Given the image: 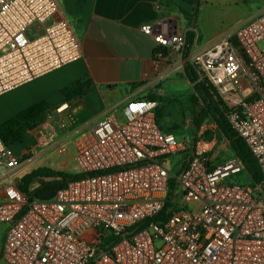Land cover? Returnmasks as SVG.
Wrapping results in <instances>:
<instances>
[{
	"label": "built area",
	"instance_id": "1",
	"mask_svg": "<svg viewBox=\"0 0 264 264\" xmlns=\"http://www.w3.org/2000/svg\"><path fill=\"white\" fill-rule=\"evenodd\" d=\"M58 13L57 0H0V97L81 59L71 24L50 22ZM155 41L161 62L188 47L186 34ZM188 60L226 107L261 182L226 183L245 171L230 141L207 123L192 139L161 129L156 101H130L80 134L85 176L50 201L11 180L23 160L0 137V264H264V9ZM179 155L175 175L167 163Z\"/></svg>",
	"mask_w": 264,
	"mask_h": 264
},
{
	"label": "crops",
	"instance_id": "2",
	"mask_svg": "<svg viewBox=\"0 0 264 264\" xmlns=\"http://www.w3.org/2000/svg\"><path fill=\"white\" fill-rule=\"evenodd\" d=\"M57 2L59 13L50 22L65 19L70 24V20L76 24L79 35L72 24L71 26L81 42V59L0 97V126L23 111L36 105H45L47 111L41 117V125L34 130L37 131L35 135L38 142L34 140V146L37 148H46L51 144L60 145L67 139H74L75 148L76 139L80 134L89 131L98 121L109 115L119 117L128 102L153 101L148 98L154 94L159 83L163 84L164 80L173 74L183 55L189 59L191 54L209 50L223 39L232 36L240 25L250 21L264 9V0H204V8H209L214 16L217 14L215 28L207 33L205 25L202 28L198 25V35L191 50L183 54L172 51L161 62L155 57L158 48L155 35H185L191 29L187 19L180 12L182 9L193 13L192 7L184 0ZM225 19L234 21L236 27H226ZM165 20L170 22L158 29L156 26ZM145 25L154 27L153 35L142 32L141 29ZM188 65L191 63L188 62L185 69ZM83 80H88L91 85L86 93L81 94V90H78L67 98L65 92ZM161 95L172 100L184 99L181 93L175 91H170L169 94L161 92ZM204 123L212 127L217 126L220 133L214 121L207 120ZM56 130L64 136L55 142ZM198 131L189 135L194 137ZM51 136H54L52 140ZM36 149H28L29 156L24 161V166L33 162ZM63 153H67V150ZM72 162L76 165L75 153L67 154L52 168L39 169L65 173L73 169ZM26 174L28 173L23 168L21 177ZM41 183L34 186L37 187Z\"/></svg>",
	"mask_w": 264,
	"mask_h": 264
},
{
	"label": "trees",
	"instance_id": "3",
	"mask_svg": "<svg viewBox=\"0 0 264 264\" xmlns=\"http://www.w3.org/2000/svg\"><path fill=\"white\" fill-rule=\"evenodd\" d=\"M184 1L191 6L193 10V13L190 14L180 9L181 14L187 19L188 24L191 27V29L187 31V51H190L198 35L197 26L193 30L192 25L195 17L197 23L199 7L195 13V7L198 0ZM164 54L167 56L166 51ZM185 71L190 82L195 84V95L193 98L194 107L192 111L195 131H198L205 121H214L218 125L220 133L230 141L233 155L242 161L245 170L244 173L250 178L251 182H261L262 174L258 162L244 140L238 137V135L232 130L227 119V109L219 99L215 89L210 86L207 81L196 83L198 80V74L191 65H188ZM90 86L88 80H83L76 85H73L65 93L67 94V98L70 94L74 95L77 93L78 90H81V94H85ZM46 111L47 109L44 104L36 105L2 124L0 126V137L4 144L9 148L20 144L27 133L40 127L41 117ZM156 116L161 129L180 135L174 131L175 129H165L161 125L162 111L159 106L156 110ZM211 137L210 133H207L205 136L206 139H211ZM84 176L85 175L80 173L74 175L54 171L52 169H38L23 176L17 183V186L21 192L31 198L41 201H50L55 198L60 190L67 186L69 181L77 180ZM40 182L42 183L39 186L33 188L34 185ZM169 206L170 204L167 205V207Z\"/></svg>",
	"mask_w": 264,
	"mask_h": 264
},
{
	"label": "rangeland",
	"instance_id": "4",
	"mask_svg": "<svg viewBox=\"0 0 264 264\" xmlns=\"http://www.w3.org/2000/svg\"><path fill=\"white\" fill-rule=\"evenodd\" d=\"M205 2L204 0H199V14L197 15V29L198 25L201 26H206L205 31L207 33L211 32L214 26L216 25L217 21V14L215 16L212 14L209 8H204ZM226 22L224 25L226 27H229L230 29H233L236 27V24L234 21H230L228 19H225ZM71 24L72 26L76 29L77 34L79 35V31L76 28V24L72 21ZM212 26V27H211ZM40 30H34V32L38 33ZM187 37V33H186ZM198 44V43H197ZM196 49V46H195ZM187 52V51H186ZM184 52V53H186ZM171 53L168 52L167 55ZM183 54V53H182ZM183 58L181 59V63L178 67L174 69L173 74L168 77L167 79L164 80L163 84L159 83L157 86L156 91L154 92L151 97L148 99H153V101H157L159 103V108H161L162 111V119H161V125L165 129H175L174 131L176 133H179L182 136H189L191 139L193 136L189 133L195 132V124H194V118H193V98L195 95L194 91V84L190 82L188 77L185 74V66L189 62L187 59V56H182ZM170 91H175L178 93H181V95L184 97V99L181 100H172L166 98V96H162L161 92H164L167 94L170 93ZM36 132L37 131H31L26 134V138L24 141L20 144H17L13 146L11 149L12 151L20 156L23 160V165L21 168L16 170L14 173H12L11 180H15L17 183L21 180V171L24 168V170L27 173H31L33 170H37L39 168H46V167H54L55 163L62 158H64L67 154H74L75 153V148H74V139H67L60 145L56 144H51L49 147L46 148H37V146H34V140H36ZM64 135H60L57 133L56 130V139L54 140L55 142L61 139ZM38 142V141H37ZM34 146V147H33ZM64 147L67 150V153H63L60 151V149ZM30 148H37L35 152V159L33 162H29L27 165L24 166V161L27 159L29 156L28 149ZM38 154H41V156H37ZM182 159V156H175L170 159H168V169L175 175L178 174V169L180 167V161ZM225 160L222 158L221 161ZM72 167L73 169L65 172L69 174H79V170L77 166L72 162ZM0 192L2 188L4 187L3 183V178L4 175L6 174V171L4 169L0 170ZM24 176V175H23ZM226 183L230 184H250L251 180L250 178L242 172L239 175L231 176L225 180ZM36 186V185H35ZM33 186V188H35Z\"/></svg>",
	"mask_w": 264,
	"mask_h": 264
},
{
	"label": "water",
	"instance_id": "5",
	"mask_svg": "<svg viewBox=\"0 0 264 264\" xmlns=\"http://www.w3.org/2000/svg\"><path fill=\"white\" fill-rule=\"evenodd\" d=\"M198 7H199V0L197 1L196 7H195V13L197 12ZM169 22H170L169 20H165V21H163L162 23L158 24L156 27H157L158 29H160V28L163 27V25H166V24H168ZM195 27H196V17L194 18V22H193V25H192V28H193V29H195Z\"/></svg>",
	"mask_w": 264,
	"mask_h": 264
}]
</instances>
